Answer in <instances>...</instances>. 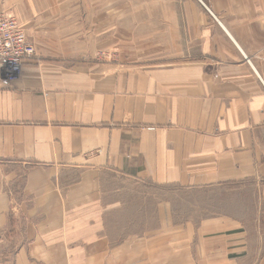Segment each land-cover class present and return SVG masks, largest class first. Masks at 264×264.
<instances>
[{
  "label": "crops",
  "instance_id": "obj_1",
  "mask_svg": "<svg viewBox=\"0 0 264 264\" xmlns=\"http://www.w3.org/2000/svg\"><path fill=\"white\" fill-rule=\"evenodd\" d=\"M0 11V264H264V0Z\"/></svg>",
  "mask_w": 264,
  "mask_h": 264
},
{
  "label": "built area",
  "instance_id": "obj_2",
  "mask_svg": "<svg viewBox=\"0 0 264 264\" xmlns=\"http://www.w3.org/2000/svg\"><path fill=\"white\" fill-rule=\"evenodd\" d=\"M35 55V45L21 27L17 17L0 11V73L8 82L15 81L22 73L23 62ZM111 54L97 52V58Z\"/></svg>",
  "mask_w": 264,
  "mask_h": 264
},
{
  "label": "rangeland",
  "instance_id": "obj_3",
  "mask_svg": "<svg viewBox=\"0 0 264 264\" xmlns=\"http://www.w3.org/2000/svg\"><path fill=\"white\" fill-rule=\"evenodd\" d=\"M102 51H105V52H107L106 50H100L99 52H102ZM112 57V54H111V56H110V58ZM154 191V190H153ZM164 192L166 193L167 191L166 190H164ZM208 195L209 196H213V197H217V196H215V194L214 193H212V192H210V193H208ZM201 198V196H198L197 195V201H202V202H204V204H207L208 203V201H205L206 199H200Z\"/></svg>",
  "mask_w": 264,
  "mask_h": 264
}]
</instances>
